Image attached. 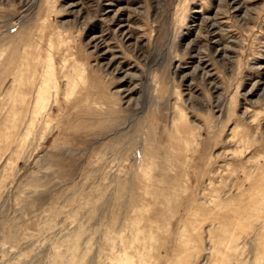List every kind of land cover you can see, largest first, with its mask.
Masks as SVG:
<instances>
[{
  "label": "rangeland",
  "instance_id": "374dc122",
  "mask_svg": "<svg viewBox=\"0 0 264 264\" xmlns=\"http://www.w3.org/2000/svg\"><path fill=\"white\" fill-rule=\"evenodd\" d=\"M173 123L195 133L187 150ZM144 150L155 185L187 187L180 209L264 194V0H0V264H121L103 228L142 184ZM222 209L209 225L228 229ZM180 221L155 235L151 264L184 253ZM251 229L240 254L213 230L190 264H264V234Z\"/></svg>",
  "mask_w": 264,
  "mask_h": 264
},
{
  "label": "bare ground",
  "instance_id": "6f19581e",
  "mask_svg": "<svg viewBox=\"0 0 264 264\" xmlns=\"http://www.w3.org/2000/svg\"><path fill=\"white\" fill-rule=\"evenodd\" d=\"M24 67L29 68V63L24 65ZM51 71L52 65L50 63L49 67L47 65L44 68L43 76L36 88V103L43 100L45 95H47V84L48 81L52 80V74H50L51 78H49V80H45L44 77L46 75V79H48V72ZM22 73H24V69L20 73L21 76L23 75ZM188 130L194 137L195 133H192V130L186 128V126L181 127L177 125V123H173V140H175V143L179 141L183 142L185 150L189 148V142L183 136L187 134L186 131ZM192 141V144L195 143L196 138ZM149 145L150 144L146 140L144 146L149 147ZM138 162L140 173L143 177L137 175L135 180H139L138 182L142 184H140V186L132 187L134 188V191L130 195L127 207L123 208L125 209L123 212L125 213L124 218L120 219L118 216L119 214L117 213V217L113 219L112 224L103 228L106 236H111L110 244L113 248L116 245V239H119L118 241L121 245L120 251L124 253V258L121 264H130V258L128 255V251L130 250L137 252L136 259L139 257L140 264H151V260L149 259L151 258V251L154 250L153 247H155L153 242H156V244L158 243V239L155 238V235H169L172 231V224H174L177 219L181 220L177 236L179 244L178 248L180 247L179 249H183L182 251L184 253L177 257L176 262L173 264H190L194 253L201 254L200 256L202 257L207 249L208 243L210 244L211 242L210 238L212 237V231L215 229L219 231L221 247L230 253L236 254L243 252L241 251V248H244L243 245L246 244L244 239L249 235L250 227L253 226L251 229L252 232H258L261 237L262 233L264 234V223L261 224L260 228L256 225V223L260 221L258 214L264 210V205L262 204V201H264V194L260 191L256 190L255 194L250 196L237 192L234 196L227 194L224 198L218 199L212 197L209 203L206 199L203 201L196 200L197 198L195 196L193 197L192 202L188 203L186 210L185 208L180 209L181 204H183L182 207H185L186 205L185 200L188 195L185 196L184 202L181 201V198L188 191L187 187H182L178 180L174 181V178L172 181L173 184L167 188L161 180L157 181L159 185H155L153 182L154 178L151 177L150 174H147L146 171L149 167L154 166L153 158L146 150L142 152V157H140ZM139 188L141 189V192L137 193L136 190ZM122 189L124 188L120 186L118 187V191H122ZM168 189L170 193L165 192ZM144 196H151L152 198L154 197V199L152 201H142L140 198ZM119 198H114L115 203L119 202ZM172 202H175L177 207L174 212L170 211V203ZM122 206H119L117 210H121ZM222 207L225 208L224 210L222 209L223 212L231 213L232 216L231 218H228V229L224 228L223 223L217 224L216 227L209 225L215 211L218 209L221 211ZM150 208H152V214L148 212ZM184 210L185 212L181 215L180 213ZM262 213L264 212L262 211ZM207 215H209V218ZM119 221H122V224H119ZM245 223H249V227H247L248 231ZM82 229L83 227L80 226L77 229L75 228V238L77 239L73 245L75 252H77L79 247V238ZM113 240H115V242ZM160 247L162 246L160 245ZM260 260V258H256L255 262L258 263ZM80 263L81 259L76 257L72 260L71 264Z\"/></svg>",
  "mask_w": 264,
  "mask_h": 264
}]
</instances>
